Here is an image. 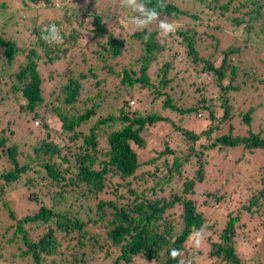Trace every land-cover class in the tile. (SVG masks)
<instances>
[{
  "label": "trees",
  "instance_id": "obj_1",
  "mask_svg": "<svg viewBox=\"0 0 264 264\" xmlns=\"http://www.w3.org/2000/svg\"><path fill=\"white\" fill-rule=\"evenodd\" d=\"M57 1L64 2H30L54 8ZM22 2L29 7L27 0ZM166 3L161 18L179 25L177 31L165 36L175 41L174 47L167 45L165 37L156 40L158 28L128 30L116 22L117 15L108 13L110 6L100 15L91 3L80 16L70 8L61 19L36 22L31 32L37 39L26 53L0 31V104L9 96L18 108L16 112L11 106V112L32 127L35 120L37 127L30 128L29 135L40 137H34L32 152L21 162L19 146L8 143L13 131L0 127V156L8 162L0 169V208L7 193L27 191L28 202L37 207L18 218L7 202L2 203L14 220L7 244L15 251L7 252L18 256L19 263L93 264L103 260L136 264L142 258L154 264H191L193 252L194 261L202 255L207 264L247 263L236 245L249 223L244 218L253 216V208L264 198V167L258 195L240 209L219 212L223 218L216 226L206 224L200 198L203 204L215 197L216 205H221L231 194L227 189L200 191L198 186L207 182V166L215 155L232 153L234 164L243 163L247 154L264 157V136L250 129L241 134L233 124L238 118L251 126L258 106L235 109V95L243 84L264 85V75L235 60L242 54L241 42L235 40L220 50L223 37L206 28L221 30L224 25L236 37L240 29L239 35H246L247 41L256 23L264 26V0H192L191 6L198 8L193 12L181 8L177 0ZM2 8L6 9L5 3L0 4L2 22L10 21L13 14ZM131 15L134 13L128 12L123 20ZM111 19L116 29L109 27ZM208 20L211 23L204 24ZM53 23L61 28L62 40L48 43L42 39L46 34L42 29ZM203 25L206 28L202 30ZM210 40L214 41L210 44L213 49L204 56L199 46ZM43 62L62 65L47 102L60 123L56 133L45 119H38L45 101V80L40 71ZM195 75H205L209 81H196ZM240 76L243 79L236 83ZM1 84L6 88L2 96ZM149 96L153 110L144 112L138 104L145 106ZM218 108L221 116L216 114ZM158 123L170 124L175 137L172 141L166 135L158 156L141 161L137 148L146 146L143 131ZM192 123H200V129L194 130ZM176 147L184 151L179 154ZM151 164L155 167L146 173L149 188L140 184L132 188L136 180L145 182V173H138ZM187 166L193 174L184 178ZM29 171L36 175L27 177ZM177 180L182 181L180 190L174 184ZM43 184L44 188L40 187ZM109 185L111 191L107 190ZM122 188L133 197L124 204L100 198L113 193L121 199ZM197 233L207 244L194 247L188 256L187 247L196 242ZM173 248L185 252L184 258L172 259L169 253Z\"/></svg>",
  "mask_w": 264,
  "mask_h": 264
},
{
  "label": "rangeland",
  "instance_id": "obj_2",
  "mask_svg": "<svg viewBox=\"0 0 264 264\" xmlns=\"http://www.w3.org/2000/svg\"><path fill=\"white\" fill-rule=\"evenodd\" d=\"M30 1L31 0H27L29 7H25L22 0H0V4H6V9L2 8L3 12L8 13L11 11V13L13 14V18L10 21L7 19L8 22H2L4 16L0 14V31H2L6 37L13 38L17 42V45L25 50L24 53H26L30 49V47L35 44V41L37 39L34 38L31 32L32 27H34L36 22L42 20H55L58 18L61 19L66 9L70 10L71 8L74 11H78V15L80 16L87 8V4L91 3V8L94 9L98 14L103 15V13L108 12L110 6L111 10L108 13L112 16L117 15L116 22L119 23H121L126 14L130 12L128 9L123 7L122 9H120V0H91V2L89 0H64V2L57 1L59 2L58 4L60 6L57 7V3H55L54 8H45L42 3L33 4ZM177 2L181 8L189 9L192 12L198 9L195 6H191L192 0H177ZM36 10H39V12H37ZM116 12L120 14H115ZM16 20L18 21L16 22ZM109 21V27L111 28V26H113L114 29H116V22L114 21V19H111ZM203 22L204 24L208 22L211 23L210 20H208L207 22ZM262 22L264 23V19L262 20ZM121 24L123 25V23ZM222 26L223 29L221 30L214 27L206 28L205 25H203L201 29L203 30L206 28L207 32L209 31L211 33L217 34L220 37H223L220 50L226 45L234 43L235 40L241 42L240 46L242 47V54L240 57H238V59L235 58V60H241L240 62L242 64H240V66H246L248 70H250L251 68H256L258 75H264V30H261V28L264 26L259 22L256 23L254 33L250 34L247 41H245V38H247L246 35H239L241 34L240 29H238V31L236 32V35L238 36L236 37L230 29L225 28L224 25ZM126 28H128V30H135V28L131 24H129ZM157 28L158 27L156 25H151L147 29L149 31H152ZM162 37L165 36L162 35L159 31L158 35L156 36V40H160V38ZM169 38L170 37L166 38L168 39L167 45L174 47L175 41L172 38ZM211 43H214V41L210 40L207 41L206 44L203 43L199 46L200 53L202 55L208 56L210 54L211 49H213V47L210 45ZM160 49L161 47L159 48V50ZM1 52L2 51L0 48V58L2 55ZM24 53L22 54L23 57ZM178 57V59L185 58L183 56L181 58L180 56ZM81 59L82 58L80 55L76 57V60L79 62L81 61ZM219 60L220 59L216 61L218 64ZM61 69L62 65H47L44 62L43 64H41L40 68L42 77L45 80L43 84L45 101L43 107L39 110L38 119L40 118L42 119V121L45 119L53 133L60 131V123L58 122V119L55 117L54 113L51 110V107L47 104V102L49 101V93L52 91L54 85L60 78L58 72H60ZM194 79L196 81H204L205 83L209 81L205 75H195ZM242 79L243 77L240 76L237 79L236 83L241 82ZM2 83H4V80L2 81ZM254 84L255 85H251L250 82L246 85L243 84L242 89L235 95L236 99L233 103V108L241 110H247L249 106H258L254 111L251 126L248 128L247 125L241 123L238 118L234 119L233 124L235 125L236 130L241 134L246 133V131L250 129L253 132H260L262 136H264V85H259L257 82H255ZM245 86L248 88L246 89ZM1 88L3 90L1 94L2 96L4 95V93H6V88L3 84H1ZM8 98L9 96L7 97L6 101H3L0 104V127H10L13 131V135L11 136L8 143L17 144L19 146V152L22 153V157L19 156V159L22 162L23 157H25L24 155L30 154L32 152L31 144L33 141H35L34 137H38L37 135H29L30 128H36L37 126L35 125V120H33L34 122L32 127V125H30L28 122L19 119L20 117H16L17 115L11 112V106H14L17 112V104H14V102L10 101ZM132 100L135 101V99ZM136 104L137 103H135V105ZM138 106L139 109L145 110L144 112H148L150 109L153 110L151 97H147V99L145 100V106H141V104H138ZM216 110L215 111L217 116H221L222 110L220 108ZM113 113H116V115H118L117 112ZM204 120L206 121V119ZM200 126V123L190 124V127H193L194 130H199ZM172 130L173 127L167 123H158L145 129L143 131V136L145 138L146 146L144 149L137 148L140 160L147 161L158 156V153L164 148L162 142L163 139H167L169 137L168 139L173 141L175 135L172 138ZM168 134L169 136L166 137V135ZM69 143L70 142H67V144ZM176 151L180 154L181 151H184V148L176 147ZM228 154L229 155L225 156L218 154L210 159V165L208 164L207 166V172L205 176L207 182L198 186V190L200 191L204 190V188H207L209 190L227 189L231 194V199H226V201L221 202V205H216V200L214 199L215 197L207 198L206 203L203 204V199L200 198V210L204 212L206 224L209 225L216 226V222H221L223 217L219 212L223 211L225 213L226 210L234 211L238 208H242L244 204H249V200L251 199V197L253 195H258V191L262 188L263 182H261V177L263 176L262 169L264 167V157L258 155V153H255L253 155L247 154L245 156L246 160H244L243 163L241 161V163L239 162L240 164H234L233 161H235V158H232L233 154ZM163 159L164 158L159 159V162H162ZM57 162H59V160H57ZM72 162H74L73 159H71V163ZM67 165L68 164H64V166ZM6 166H8L6 157L0 156V169H4ZM154 167L155 164L143 166L138 174L142 175L145 173V175L143 176L145 182L142 179L136 180L133 182L132 188H135L138 184L143 187L149 188L150 179L148 178L146 173H152ZM220 170H222L224 174L221 175L220 173L222 172H220ZM192 172L193 169L187 166V171H184L183 177H192ZM234 173L235 176H233ZM35 175L36 174L34 171H29L27 177H32ZM178 181L180 180L175 181L174 184L176 188L180 190L182 181ZM43 186L44 184L40 187ZM111 189L112 186L109 185L107 190L111 191ZM13 194L14 193L11 192L7 193V195L3 197L2 201L8 203V206H10L14 210L18 218H22V216L30 212V210H34L37 208L32 201L28 202L27 200L30 198L29 191L25 193ZM121 195L123 196L121 199L117 198V196H115V194L113 193L101 194L100 198L106 201L118 200L120 204H124L128 201V199L131 200L133 198L129 194L127 188H122ZM2 203L0 208V264H23V262L19 263L18 256H15L14 258L12 254L7 252L10 249L12 251H15L12 245L10 246L9 244H7L8 238L13 232L12 226L14 224V220L9 217L7 209L2 206ZM214 207H219V209H215ZM253 210H255L253 212V216L244 218V220L249 223L245 228L246 232L240 234L238 239L239 241L236 247L238 250V254L247 262L245 264H264V198L260 200V205L258 207H254ZM94 211H96V208ZM5 229H8V232H5ZM100 230L102 231V229ZM238 230V233H240V229ZM206 244L207 242L205 240L199 239V247H196L195 243L188 245V256L190 252L194 250V247L195 249L201 248ZM189 246H191L192 248ZM184 256L185 252H182L181 258H184ZM195 256L196 254L194 255L193 252L192 259L189 260L191 264H207L206 262H204L206 261L205 257L199 255L197 256L198 260L195 259L196 261H194ZM86 258L89 259L88 256ZM93 264H111V262H103V260H100ZM136 264L154 263L145 261L142 258H138L136 260Z\"/></svg>",
  "mask_w": 264,
  "mask_h": 264
},
{
  "label": "clouds",
  "instance_id": "obj_3",
  "mask_svg": "<svg viewBox=\"0 0 264 264\" xmlns=\"http://www.w3.org/2000/svg\"><path fill=\"white\" fill-rule=\"evenodd\" d=\"M59 6L57 3V7ZM120 6L134 13L127 20L121 21L125 27L131 24L135 30L142 31L151 25H156L160 33L164 36L174 33L179 28L178 24L161 18L162 10L167 7L166 0H155L154 4L152 0H120ZM42 32L46 33L42 35V39L48 43L62 40L61 28L54 23L45 25ZM196 236L195 245L199 247V234L197 233ZM169 254L172 259L181 257L180 251L175 248L171 249Z\"/></svg>",
  "mask_w": 264,
  "mask_h": 264
}]
</instances>
